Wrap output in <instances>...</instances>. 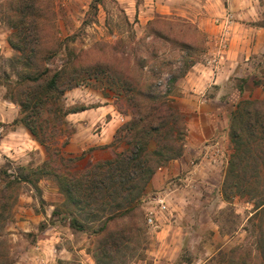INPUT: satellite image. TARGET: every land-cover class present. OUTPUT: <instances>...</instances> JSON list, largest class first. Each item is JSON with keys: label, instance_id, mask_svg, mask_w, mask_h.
I'll list each match as a JSON object with an SVG mask.
<instances>
[{"label": "rangeland", "instance_id": "374dc122", "mask_svg": "<svg viewBox=\"0 0 264 264\" xmlns=\"http://www.w3.org/2000/svg\"><path fill=\"white\" fill-rule=\"evenodd\" d=\"M151 1L0 0V99L6 100L16 81L40 74L45 69L53 73L65 65L68 80L73 76V68L78 66V74L84 82L77 89L85 88L111 97L116 111L120 113L127 103L118 100L113 91L109 92L103 77L96 78L93 67L97 64L124 70L131 77L141 80L145 94L150 91L155 95L164 94L171 77L179 78L182 74L187 59H202L206 39L198 30L197 23L149 12L153 4ZM129 8L133 10L132 15H128ZM150 17L153 18L148 20ZM16 26L26 28L25 37L17 34ZM11 40L25 48V52L19 53L13 49ZM241 80L236 81L238 88L240 85L249 88L250 84L252 91L257 90L255 96L264 100V60L254 64L246 84ZM180 82L171 87L170 98L186 116L187 137L188 121L192 114L177 104ZM254 82H258V85ZM69 92L59 105L63 110L60 115L69 111L71 106V96L67 97ZM6 101L16 107L20 115L21 107ZM144 103L149 104V101ZM48 117V123L55 125L56 129L48 146L61 151L71 131L65 118L60 117L59 121ZM124 118L123 125L129 120ZM227 130L226 144L218 146L224 155L221 163L224 173L218 191L206 185L200 189L202 194L184 209L182 217H172L173 221H179L174 224L175 227H185L182 236L179 232L178 251L173 253L172 264H228L235 259V264H254L257 261L250 222L254 202L240 194L228 202L223 193L232 153L230 123ZM123 145V141L114 142L118 152L122 151ZM56 163L61 165L58 161ZM54 165L55 157L47 154L45 162L38 161V165L33 163L29 166L37 173L43 166L46 168L47 174L36 173L32 176L50 182V190L46 194L31 184L15 182L13 177L21 165L10 160L0 162V259L3 264H96L93 255L96 237L93 233L97 225L87 220L75 206L65 204L66 197L52 170ZM51 184H54V192L51 191ZM55 186L59 190L56 195ZM255 194H258L256 190ZM26 196H33L34 201L25 200ZM144 205L143 219L139 221L144 232L134 236L133 246L121 250L107 264H155L157 257L152 255V251L164 250L161 242L153 239L160 224L158 228L147 225ZM93 207L97 208L95 205ZM55 208L60 210V215L53 217ZM24 209L29 212L27 220L19 217L25 213ZM36 215L40 217L38 221L34 218ZM71 218L79 219L86 231L72 230ZM23 221L28 222L25 228L19 226ZM57 226L61 240L56 248L58 251L66 248L69 254L55 251Z\"/></svg>", "mask_w": 264, "mask_h": 264}, {"label": "trees", "instance_id": "16d2710c", "mask_svg": "<svg viewBox=\"0 0 264 264\" xmlns=\"http://www.w3.org/2000/svg\"><path fill=\"white\" fill-rule=\"evenodd\" d=\"M16 27L17 34L25 37L26 28ZM10 45L19 53L25 52V48L14 40ZM198 61L191 57L187 59L180 77L172 76L168 90L157 95L151 91L145 94L141 80L131 77L124 70L95 65L96 78L103 77L109 92L113 91L118 100L126 101L127 107H122L120 113L129 120L115 136L117 142L123 141L122 151L117 152L111 160L93 164L85 170L75 169L76 160L65 159L58 148L48 146L56 131L55 125L48 123V116L59 120L85 109L83 106L69 107V111L60 115L63 110L59 105L66 93L84 82L78 74V66L73 68V76L68 80L66 65L53 73L45 69L40 74L14 82L6 95V100L21 107V113L12 127L25 128L47 150L48 155L55 157L52 170L66 197L65 204L75 206L87 220L97 225L93 233L96 237L93 250L96 264H107L121 250L133 246L134 236L144 232L139 221L143 219L144 199L153 178L159 169L183 156L187 120L170 98L171 87L176 86ZM241 82L246 84L247 80L243 78ZM254 83L258 85V82ZM239 90L243 93L244 87L240 85ZM146 100L149 104L144 103ZM230 139L232 153L223 193L228 202L238 194L254 202L250 222L257 261L253 263L264 264V100L242 98L237 103L230 117ZM29 166L19 167L13 178L15 182L37 187L41 179L32 178L37 172L30 170ZM40 173L48 172L43 166L37 174ZM58 215L60 210L55 208L52 216ZM70 228L86 231L77 218H71ZM234 261L230 260L228 264H235ZM0 264H3L1 259Z\"/></svg>", "mask_w": 264, "mask_h": 264}, {"label": "crops", "instance_id": "0c3cea01", "mask_svg": "<svg viewBox=\"0 0 264 264\" xmlns=\"http://www.w3.org/2000/svg\"><path fill=\"white\" fill-rule=\"evenodd\" d=\"M151 2L153 4L148 5L149 12L177 16L197 23L198 30L206 39L202 59L189 69L179 84L177 104L192 114L188 121L184 154L159 169L144 199L146 205L155 193L172 188L169 192L171 211L160 218V228L153 236L154 240L161 242L164 250L152 251V255L157 257L155 264H172L173 253L178 251L180 233L182 236L185 228H179V225L175 227L174 224L179 221H173L172 217H182L184 209L202 194L200 189L206 185L218 191L224 168L221 164L212 166L207 154L210 149L222 146L221 143L226 144L227 128L238 100L260 98L255 96L257 90L252 91L250 84L241 93L236 81L250 77L254 64L264 60V0ZM132 11L131 8L127 9L128 15H132ZM68 96H71L70 107L83 106L85 109L70 113L65 118L71 132L62 146V157L76 160L74 166L79 170L111 160L118 152L114 146L116 133L125 122V118L114 107V99L85 88H76ZM0 110L3 111L0 112V162L10 160L21 166L45 162L47 153L30 133L24 128L11 126L19 110L2 98ZM179 180L181 182H177V186H170L171 182ZM49 185V181L41 180L37 187L48 194ZM51 191L54 192V187ZM58 192L55 186V195ZM25 200L34 201V198L26 196ZM24 211L19 217L27 220L29 212ZM34 218L38 221L40 217L36 215ZM27 224V221H23L19 226L25 228ZM57 228L55 251L69 254L66 248L59 251L56 248L61 240Z\"/></svg>", "mask_w": 264, "mask_h": 264}, {"label": "built area", "instance_id": "2783aa9c", "mask_svg": "<svg viewBox=\"0 0 264 264\" xmlns=\"http://www.w3.org/2000/svg\"><path fill=\"white\" fill-rule=\"evenodd\" d=\"M224 46H226L224 42ZM208 160L211 163L212 166H218V164H221L224 159V155L221 152V149L219 147H214L209 150ZM195 165V164H194ZM179 181L171 182L170 186L176 185ZM183 182V181H182ZM172 191V188H166L158 193H155L153 196H151L150 200L146 205H144V211H145V217H146V223L151 228H158L160 218L163 215H166L170 211L169 206V192Z\"/></svg>", "mask_w": 264, "mask_h": 264}]
</instances>
